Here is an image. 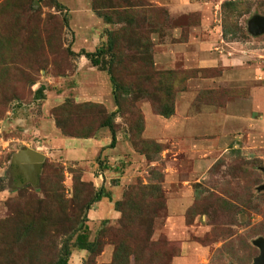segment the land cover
<instances>
[{
  "label": "rangeland",
  "instance_id": "obj_1",
  "mask_svg": "<svg viewBox=\"0 0 264 264\" xmlns=\"http://www.w3.org/2000/svg\"><path fill=\"white\" fill-rule=\"evenodd\" d=\"M257 16L264 0H0V264H251ZM27 148L44 155L38 185L14 173Z\"/></svg>",
  "mask_w": 264,
  "mask_h": 264
},
{
  "label": "water",
  "instance_id": "obj_2",
  "mask_svg": "<svg viewBox=\"0 0 264 264\" xmlns=\"http://www.w3.org/2000/svg\"><path fill=\"white\" fill-rule=\"evenodd\" d=\"M249 30L254 35L264 34V16L255 17L250 22ZM30 160L32 162H30ZM43 161L44 155L42 153L29 148L14 155L12 164L15 175L22 176L20 185L26 183H33L34 185L39 184ZM262 170L264 171V167ZM258 189L264 190V183L260 185ZM253 243L259 248L260 253L253 259L251 264H264V238H257Z\"/></svg>",
  "mask_w": 264,
  "mask_h": 264
},
{
  "label": "trees",
  "instance_id": "obj_3",
  "mask_svg": "<svg viewBox=\"0 0 264 264\" xmlns=\"http://www.w3.org/2000/svg\"><path fill=\"white\" fill-rule=\"evenodd\" d=\"M83 54L92 62V64L94 66H99L100 65V59H99V55L103 54V50H97L95 52H88V51H83ZM112 79L114 80V84L115 86L117 85L114 77H112ZM43 91V88H40L38 90V93H41ZM113 114V113H112ZM173 113L171 112L170 114H164L167 117L172 115ZM104 126H108L111 130H112V142H111V147H114L116 145L117 142V138H116V132L113 128L114 124H113V119L112 116L109 117L105 123ZM105 196H109V194H106L105 192L102 193V191H99L95 198L94 201H101L103 197ZM110 197V196H109ZM119 203V202H118ZM120 204V203H119ZM79 248L81 249H91L93 247V244H91L88 241V235L87 234H80L77 238V243H76ZM124 252V251H123ZM136 259H139V256H137L136 252H134ZM68 257L69 254H66L65 256H62L55 264H68ZM128 258V257H127Z\"/></svg>",
  "mask_w": 264,
  "mask_h": 264
},
{
  "label": "crops",
  "instance_id": "obj_4",
  "mask_svg": "<svg viewBox=\"0 0 264 264\" xmlns=\"http://www.w3.org/2000/svg\"><path fill=\"white\" fill-rule=\"evenodd\" d=\"M188 1H190V0H188ZM178 5V7H194V8H196L197 6H196V3H194V2H186V3H181V4H177ZM202 7V6H201ZM196 9H199V8H196ZM195 9V10H196ZM200 9H202V8H200ZM203 30V29H202ZM64 142H65V144H70V142H68V139H66V138H64ZM186 247V246H185ZM184 261L183 259H181L180 257H178L177 258V261L179 262V261ZM184 263V262H183Z\"/></svg>",
  "mask_w": 264,
  "mask_h": 264
},
{
  "label": "flooded vegetation",
  "instance_id": "obj_5",
  "mask_svg": "<svg viewBox=\"0 0 264 264\" xmlns=\"http://www.w3.org/2000/svg\"><path fill=\"white\" fill-rule=\"evenodd\" d=\"M17 180L19 181L20 179H22V176L21 175H17Z\"/></svg>",
  "mask_w": 264,
  "mask_h": 264
}]
</instances>
